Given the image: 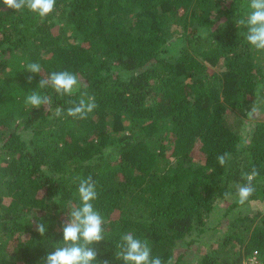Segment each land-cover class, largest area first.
Wrapping results in <instances>:
<instances>
[{
    "label": "trees",
    "instance_id": "trees-1",
    "mask_svg": "<svg viewBox=\"0 0 264 264\" xmlns=\"http://www.w3.org/2000/svg\"><path fill=\"white\" fill-rule=\"evenodd\" d=\"M248 4L56 0L42 19L0 0V264H43L89 176L105 220L99 261L124 264L115 253L127 232L165 264H234L253 249L264 259V212L252 209L264 204V103L246 115L264 100V51L236 23ZM30 62L41 73L24 70ZM64 70L78 77L72 96L38 89ZM35 90L47 110L25 105ZM81 93L96 108L67 116ZM253 168L255 191L239 205L236 185Z\"/></svg>",
    "mask_w": 264,
    "mask_h": 264
},
{
    "label": "clouds",
    "instance_id": "clouds-1",
    "mask_svg": "<svg viewBox=\"0 0 264 264\" xmlns=\"http://www.w3.org/2000/svg\"><path fill=\"white\" fill-rule=\"evenodd\" d=\"M3 4L15 11L27 9L36 13L40 18L47 17L53 12L56 0H3ZM249 11L244 18L236 20L238 27L244 26L246 41L256 50L264 51V0H249ZM24 70L29 73H41V65L36 62H30L24 66ZM32 75L28 76L31 82ZM51 87L59 96H72L79 88L78 77L75 73L64 71H53L47 78L40 79L38 89ZM260 87L258 86V91ZM26 106L39 108L42 105L51 104L50 97L42 95L38 90L30 91L25 97ZM72 106L66 111L67 116L84 119L96 108L95 97L88 96L87 93H81L77 101H68ZM264 103L259 96L251 105V110L246 115L249 119L253 118L258 112L259 106ZM65 114L64 110L58 106L52 111V116L60 117ZM219 164L223 167L228 159L229 153L218 155ZM242 178L246 181L244 184L236 185L237 203L244 205L249 197L255 191L252 181L258 175V171L253 168L251 172H243ZM79 179L78 195L80 204L69 205L68 220L62 224L63 239L54 245L55 250L49 252L43 259V264H96L98 252L95 244L105 240V220L97 211L92 201L97 198L96 184L92 177ZM225 197L230 193H224ZM57 202V197H53ZM35 230L44 235L46 226L43 222L35 225ZM115 257L117 260H123L124 264H165L159 256L152 255V248L147 240L136 237L133 233L127 232L120 236L116 244ZM100 264H110L108 260L99 261ZM166 264H175V257L167 260Z\"/></svg>",
    "mask_w": 264,
    "mask_h": 264
},
{
    "label": "built area",
    "instance_id": "built-area-1",
    "mask_svg": "<svg viewBox=\"0 0 264 264\" xmlns=\"http://www.w3.org/2000/svg\"><path fill=\"white\" fill-rule=\"evenodd\" d=\"M234 264H264V259L258 249H253L250 253L243 255L240 261Z\"/></svg>",
    "mask_w": 264,
    "mask_h": 264
},
{
    "label": "rangeland",
    "instance_id": "rangeland-1",
    "mask_svg": "<svg viewBox=\"0 0 264 264\" xmlns=\"http://www.w3.org/2000/svg\"><path fill=\"white\" fill-rule=\"evenodd\" d=\"M252 209H254L253 212L259 211L260 213H263L264 212V204L255 203L254 205H252Z\"/></svg>",
    "mask_w": 264,
    "mask_h": 264
}]
</instances>
